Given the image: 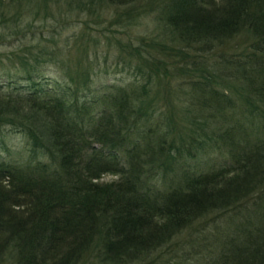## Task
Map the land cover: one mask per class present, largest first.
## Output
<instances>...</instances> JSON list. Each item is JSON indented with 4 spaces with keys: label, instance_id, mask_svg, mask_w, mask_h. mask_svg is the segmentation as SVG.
Returning <instances> with one entry per match:
<instances>
[{
    "label": "trees",
    "instance_id": "obj_1",
    "mask_svg": "<svg viewBox=\"0 0 264 264\" xmlns=\"http://www.w3.org/2000/svg\"><path fill=\"white\" fill-rule=\"evenodd\" d=\"M146 1L171 41L126 44L107 83L88 38L42 45L46 0H0V46L33 42L0 52V131L25 140L0 155V264H129L186 230L196 264H264V0Z\"/></svg>",
    "mask_w": 264,
    "mask_h": 264
},
{
    "label": "rangeland",
    "instance_id": "obj_2",
    "mask_svg": "<svg viewBox=\"0 0 264 264\" xmlns=\"http://www.w3.org/2000/svg\"><path fill=\"white\" fill-rule=\"evenodd\" d=\"M147 5L146 0L137 2L132 8L133 16L125 19L128 16L123 13L129 10L127 7L119 8L105 0H88L86 6L81 8L68 5L67 0H46V11L41 10L43 13L35 20V24L42 29L37 32L47 38L43 46L49 47L48 39L54 37L57 45L66 54L71 50L76 54L77 40H82V37L88 38L86 40L89 41L88 59H93L96 68H101L99 73H107L104 81L124 83V80L134 76V68L138 61L132 59L130 62L129 52L123 50V46L128 44L141 47L144 53H148L151 46L157 45L153 42L163 41L168 44L171 41L168 28L158 17L156 10L152 11ZM117 12L122 13L124 17V22L120 24H116L113 17ZM67 19L69 21L66 23ZM24 24L21 23L19 26L23 27L25 32L29 28H25ZM0 31H2L1 24ZM23 33L8 38L7 42L0 46V52L22 50L26 45L32 44L30 36ZM172 84L176 86L177 82ZM4 141L16 149L24 148L23 144H25V140L20 135L4 128L0 131V155L4 154ZM114 179L116 176L106 174L102 180L110 182ZM189 233V230L183 231L174 236L170 242L154 250L147 259L129 264H196L198 257L187 241ZM11 260L8 256L1 264H11ZM97 260L96 253L88 254L78 264H98Z\"/></svg>",
    "mask_w": 264,
    "mask_h": 264
}]
</instances>
